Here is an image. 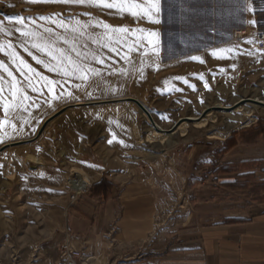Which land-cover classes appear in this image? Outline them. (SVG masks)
<instances>
[{"label": "rangeland", "instance_id": "1", "mask_svg": "<svg viewBox=\"0 0 264 264\" xmlns=\"http://www.w3.org/2000/svg\"><path fill=\"white\" fill-rule=\"evenodd\" d=\"M250 2L254 14L242 10L243 0H160V23L155 24L147 18H134L126 12L121 14L115 8L96 4L0 0V45L5 46L4 51H0V62L13 71L30 97L24 102L27 110H18L12 116L10 124L16 125L15 130L10 124H0V148L33 139L48 118L74 104L134 98L149 109L162 129L170 130L179 119L199 117L208 107H233L245 99L264 101V0ZM21 19L23 24L17 22ZM249 20H255L256 25H250ZM77 21L82 28L77 26ZM101 22L158 33L159 57L151 51L152 46L147 41L137 46L136 36L131 33L125 38L126 43L107 41ZM73 28L77 31H72ZM45 29L51 32L45 33ZM22 31L43 34L74 60L99 70L101 75L90 76L88 81L82 82L49 72L29 56L25 47L45 62L51 58L32 48V39L22 36ZM9 43L36 72L57 82L59 99H53V93L38 79L33 80L36 91L28 87L11 56L6 55ZM105 43L118 51H110L109 47H104ZM129 44L134 51L129 52ZM227 48L234 51L223 59L212 55L213 51ZM125 55L131 57V63L124 59ZM97 57L104 63H98ZM141 66L143 78L138 71ZM121 70L127 71V75H120ZM0 77H3L0 85L4 89L0 97L10 99L11 78L2 69ZM3 104L0 98V122L6 119ZM239 108L220 113L211 132L189 129L188 138L180 134L166 136L164 144L159 138L150 140L154 138L153 129L133 103L70 109L53 121L37 142L0 154L2 179L5 171L13 179L12 174L25 176L55 163L54 169L59 173L58 213H52L51 206L45 204L42 208L30 207L31 202L37 200L32 198L30 202L26 195L20 194L19 180L6 199L0 194V213L4 209L11 210L14 219H38L43 214L49 234L35 240L49 241L43 243L48 248L55 240L58 225L66 220L68 205H77L87 192L101 201L100 191H91L95 185L79 194L80 179L77 177L73 183L70 177L84 161L99 167L106 164L111 178L107 180L116 188L109 198L115 194L118 200H123L120 221L106 241L111 252L106 256L107 263L103 254L85 253L75 264H85L89 258L95 261L86 264H121L147 252H161L180 232L194 229L202 218L261 201L264 187L259 179H238L240 185L246 183L248 190L232 192L220 188L212 176L224 165H231L232 171L241 173L264 165V161H237L232 157L235 149L258 150L259 144L264 143V109L254 110L248 104L241 106L242 110ZM113 133L116 140L109 144ZM217 133L225 137H211ZM37 160L43 164L38 170L29 164H36ZM244 162L250 165L242 166ZM232 177L234 175H222L220 180ZM25 189L37 191L46 200L45 184L25 185ZM40 209L43 212H39ZM16 223L13 220L12 231L17 235L19 231L15 229L20 223ZM23 245V239L15 236L12 238L15 253H3L0 244V264H46V256L39 251L34 253V249L27 251ZM64 245L66 243L59 247V252L56 248V264H72L63 258Z\"/></svg>", "mask_w": 264, "mask_h": 264}, {"label": "crops", "instance_id": "2", "mask_svg": "<svg viewBox=\"0 0 264 264\" xmlns=\"http://www.w3.org/2000/svg\"><path fill=\"white\" fill-rule=\"evenodd\" d=\"M232 153V157L237 161H264V143L262 141L259 144L258 150L235 149ZM29 164L36 170L43 165L39 160L36 164ZM54 165L55 163H49L43 166L41 171L34 170L25 176L12 174L13 179H10L5 171L4 179L0 177V194H3L6 199V195H10L11 190L13 191L12 188L17 183L16 180H19L20 194L26 195L30 202L32 198L37 200L31 202L32 205L28 204L30 207L39 206L42 208L45 204L51 206L52 213H58L56 206L59 205V173L54 169ZM262 169H264V165ZM108 170L109 166L106 164L99 167L84 161L78 172H75L70 179L73 180V183L77 177L80 179L81 187L77 192L80 193L92 185L99 184L104 178L110 180ZM257 177L262 185L264 172H259ZM33 184L36 187L46 185V200L37 191H26L25 185ZM71 186L75 187V185ZM73 190L75 191V189ZM261 195V201L258 203L252 202L247 205L235 206L223 213H218V215L202 218L194 229L180 232L178 237L168 243L161 252H147L132 260L126 259L121 264H264V192H261ZM122 203L123 200H118L115 194L102 203L88 192L85 193L77 205L67 206L66 220L58 225L60 227L56 231L55 240L48 248H45L43 243L49 241L37 242L35 240L49 234L43 214L40 215L39 220L31 217L14 219L11 210L4 209L0 213L2 251L3 253H15L12 250V238L17 236L23 239V248H27V251L34 249V253L39 251V254L46 256V264L57 263L56 248L59 252V247L63 243L70 244L81 254H103L104 262L107 263L106 256L111 252V247L106 241L107 237L112 235L113 227L117 226L120 221ZM99 206L101 207L99 208ZM41 211L40 209L39 212ZM13 220L20 223L16 225L19 226L15 229L19 231L17 235L12 231ZM29 239H33V241ZM42 244L43 246H41ZM89 261H95V259H86L85 264ZM111 264H116V262Z\"/></svg>", "mask_w": 264, "mask_h": 264}, {"label": "snow or ice", "instance_id": "3", "mask_svg": "<svg viewBox=\"0 0 264 264\" xmlns=\"http://www.w3.org/2000/svg\"><path fill=\"white\" fill-rule=\"evenodd\" d=\"M59 2L68 4H96L97 6H102L104 8H115L121 14L128 13L134 18H147L150 23L159 24L160 20L158 18L160 12V0H143L142 3L137 2V0H59ZM242 10H246L249 13L254 14L255 9L253 8L250 0H243V4L241 5ZM19 24H23V20L17 21ZM77 26L82 28L79 24V21L76 22ZM248 23L252 26L256 25L255 20H249ZM63 27V25H60ZM105 29L104 35L107 38V41L114 42L115 44H121L122 41L126 43V37L131 33L133 36H136V45L142 46L144 41H147L148 45L152 46L151 51L159 57L158 52V44H159V34L156 32H146L144 29H136L132 30L126 26L121 27H113L109 24L100 23ZM45 33H50L51 29H45ZM72 31H77V28H73ZM21 35L24 37H29L32 39V48L36 49V51L46 54L51 58L49 62H45L44 60L39 59L34 56L31 51L27 47H25V51L28 52L29 56H32V59L36 61L37 64H42L49 72H55L59 75H63L65 77H75L78 80L88 81L90 76H100L101 73L97 69H93L86 64L79 63L77 60H74L71 56L65 53V50L58 48L54 43L50 42L45 38L43 34H37L36 32H27L22 31ZM67 41H65L66 43ZM9 51L6 52V55L11 56L12 61L17 66V70L27 81L28 87H31L33 91H36V87L33 83L34 79H38L43 83L44 87H47L50 92L53 93V99H59L60 97L56 95V87L57 82L50 80L48 77L41 75L36 72L34 68L30 64H28L15 50L11 43L6 45ZM104 47H109L110 51H118L117 48L112 47L109 43H105ZM5 46L0 45V51H4ZM129 52L134 51L135 48L133 45H128ZM75 51V49H73ZM234 49H219L218 51H213L212 55L217 59H223L228 53H232ZM145 56L148 55L146 51L144 53ZM79 57V53H77ZM97 62L103 64V59L99 57L96 58ZM124 59L131 63V57L125 55ZM194 59H199L198 57H194ZM203 63V60L200 61ZM143 64V61H142ZM0 69L7 73V76L11 78V91H10V99L9 97H0L4 100L3 108L5 114V120L0 122V124H10L12 116L14 112L18 110H27L24 102L29 100L30 97L27 95V92L19 85L13 71L3 62H0ZM156 69L159 70V65H156ZM138 71L141 73V78H143V67L141 66ZM120 75H127V71L121 70ZM0 80H3V77H0ZM205 87H208L205 84ZM3 87L0 85V93L3 92ZM210 90V89H209ZM70 96L71 93H68ZM27 122V121H25ZM13 130H15L16 125L10 124ZM116 140L115 133H113L112 140H109L108 143L112 144L113 141ZM119 143L123 144V141H119Z\"/></svg>", "mask_w": 264, "mask_h": 264}, {"label": "water", "instance_id": "4", "mask_svg": "<svg viewBox=\"0 0 264 264\" xmlns=\"http://www.w3.org/2000/svg\"><path fill=\"white\" fill-rule=\"evenodd\" d=\"M124 102L135 104L139 108L141 113H144L148 117L152 127L157 132L162 133V134H167V135L172 134V132H174V130L177 128V126L180 124V122H183V120L189 122V120L187 118L180 119L170 130H159L158 127H157V123L155 122V119L153 118V115L151 114L149 109L143 103H141L139 100L134 99V98L115 99V100H108V101H97V102H89V103H84V104H74V105H69L67 107H64L63 109H61L60 111L55 113L53 116L48 118L45 121V123L43 124V126L41 127V129L39 130L38 134L33 139L27 140V141H18V142H13V143H10V144H5L4 146H2L0 148V154L4 153L5 151H7V150H9L11 148L26 146V145H30V144H33V143L37 142L43 136V134L45 133V131L47 130L49 125L53 121H55L56 119L61 117L64 113H66L70 109L78 108V107H80V108L96 107V106L109 105V104H118V103H124ZM247 103H248V101L241 100L240 102L236 103L233 107L225 108L223 110V112L235 111L236 109H238L239 107H241V106H243V105H245ZM214 110H216V109H214Z\"/></svg>", "mask_w": 264, "mask_h": 264}, {"label": "bare ground", "instance_id": "5", "mask_svg": "<svg viewBox=\"0 0 264 264\" xmlns=\"http://www.w3.org/2000/svg\"><path fill=\"white\" fill-rule=\"evenodd\" d=\"M245 101H248L247 104L250 105V107L252 109H254V110L264 109V106H263L264 105V101L263 100L255 98V99H245ZM225 108H227V107H222L221 105H216L214 107L206 108L203 111V113L201 115H199V117H187L189 122L184 121V120H183V122H180V124L177 126V128L174 130V132H172V134H170V135L162 134V133L157 132L152 127L148 117L144 113H142V117L151 125V127L153 129L154 138H150V140H156V138H159L160 139V143L164 144L166 136H172V135L175 136L177 134H180L181 137L188 138L190 136L189 129L190 130H194V131H203V132H204V130H209L210 131L213 128L214 124L217 122L218 115H220V113H223V110ZM240 108H239V110H242ZM243 108H245V107H243ZM214 109H216V110H214ZM182 119H184V118H182ZM157 127H158L159 130H164V129L161 128V126L158 125V123H157ZM211 137L216 138V139H221V138L225 137V135L222 134V133H219V134L217 133L215 135H212Z\"/></svg>", "mask_w": 264, "mask_h": 264}, {"label": "trees", "instance_id": "6", "mask_svg": "<svg viewBox=\"0 0 264 264\" xmlns=\"http://www.w3.org/2000/svg\"><path fill=\"white\" fill-rule=\"evenodd\" d=\"M191 148H189L188 151H190ZM187 153V151H186ZM257 164V163H256ZM250 163L244 162L242 166H249ZM253 166H257L252 164ZM231 165H224L222 167H218L213 173L212 176H214V181L218 186L222 189H225L227 191H245L248 190V186L245 184L240 185L238 179L252 177L254 181L258 180L257 174L259 172H264V169L261 167L253 168L251 171H247L246 173H241L239 171H232ZM222 175H234V178H230L228 180L221 181L220 176ZM262 186L264 187V181H262ZM114 185L110 183L106 178H104L99 184L95 185L91 191L94 193L96 190L100 191L99 198L101 199V202L104 203L107 201L109 196L112 194V191L114 189ZM261 200V199H260Z\"/></svg>", "mask_w": 264, "mask_h": 264}, {"label": "built area", "instance_id": "7", "mask_svg": "<svg viewBox=\"0 0 264 264\" xmlns=\"http://www.w3.org/2000/svg\"><path fill=\"white\" fill-rule=\"evenodd\" d=\"M72 199L76 200V197L73 196ZM63 258L66 261H69L72 264H75V261L82 259L83 255L81 254L80 251L73 249V247L70 244L66 243V245H64L63 247Z\"/></svg>", "mask_w": 264, "mask_h": 264}]
</instances>
